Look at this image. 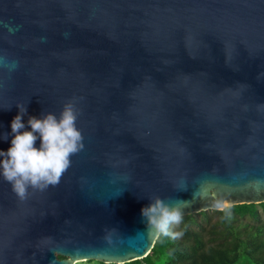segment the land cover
Listing matches in <instances>:
<instances>
[{
    "label": "water",
    "instance_id": "obj_1",
    "mask_svg": "<svg viewBox=\"0 0 264 264\" xmlns=\"http://www.w3.org/2000/svg\"><path fill=\"white\" fill-rule=\"evenodd\" d=\"M69 101L84 147L59 184L0 177V264L142 259L153 198L264 202V0H0V150L16 104L30 130Z\"/></svg>",
    "mask_w": 264,
    "mask_h": 264
},
{
    "label": "clouds",
    "instance_id": "obj_2",
    "mask_svg": "<svg viewBox=\"0 0 264 264\" xmlns=\"http://www.w3.org/2000/svg\"><path fill=\"white\" fill-rule=\"evenodd\" d=\"M18 113L10 122L12 138L10 147L0 150V177L8 182L20 198L27 196L28 189L44 190L56 186L71 165L70 157L84 147L83 136L76 127L77 110L72 101L65 103L59 115L45 112L40 118L29 116L25 130L22 117L24 104H16ZM39 139V147L36 141ZM146 227L158 234L167 235L172 224H179L181 210L169 206L160 198H153L141 208ZM179 236L180 233H174Z\"/></svg>",
    "mask_w": 264,
    "mask_h": 264
},
{
    "label": "trees",
    "instance_id": "obj_3",
    "mask_svg": "<svg viewBox=\"0 0 264 264\" xmlns=\"http://www.w3.org/2000/svg\"><path fill=\"white\" fill-rule=\"evenodd\" d=\"M125 264H264V202L181 216L146 257Z\"/></svg>",
    "mask_w": 264,
    "mask_h": 264
},
{
    "label": "rangeland",
    "instance_id": "obj_4",
    "mask_svg": "<svg viewBox=\"0 0 264 264\" xmlns=\"http://www.w3.org/2000/svg\"><path fill=\"white\" fill-rule=\"evenodd\" d=\"M174 233H179L177 231L174 230ZM176 240H179L181 238V234L179 236H175Z\"/></svg>",
    "mask_w": 264,
    "mask_h": 264
},
{
    "label": "snow or ice",
    "instance_id": "obj_5",
    "mask_svg": "<svg viewBox=\"0 0 264 264\" xmlns=\"http://www.w3.org/2000/svg\"><path fill=\"white\" fill-rule=\"evenodd\" d=\"M150 243V242H149ZM145 247H147V244L145 245Z\"/></svg>",
    "mask_w": 264,
    "mask_h": 264
}]
</instances>
